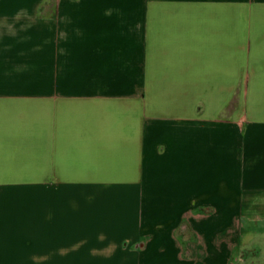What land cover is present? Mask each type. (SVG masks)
<instances>
[{
	"label": "crops",
	"instance_id": "obj_1",
	"mask_svg": "<svg viewBox=\"0 0 264 264\" xmlns=\"http://www.w3.org/2000/svg\"><path fill=\"white\" fill-rule=\"evenodd\" d=\"M236 248L264 252V0H0V264Z\"/></svg>",
	"mask_w": 264,
	"mask_h": 264
},
{
	"label": "rangeland",
	"instance_id": "obj_2",
	"mask_svg": "<svg viewBox=\"0 0 264 264\" xmlns=\"http://www.w3.org/2000/svg\"><path fill=\"white\" fill-rule=\"evenodd\" d=\"M229 262L230 264H262L264 252H260L258 248H236Z\"/></svg>",
	"mask_w": 264,
	"mask_h": 264
}]
</instances>
